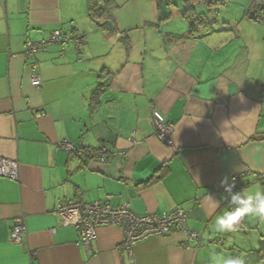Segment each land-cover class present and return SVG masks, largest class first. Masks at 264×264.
<instances>
[{
	"label": "crops",
	"instance_id": "obj_1",
	"mask_svg": "<svg viewBox=\"0 0 264 264\" xmlns=\"http://www.w3.org/2000/svg\"><path fill=\"white\" fill-rule=\"evenodd\" d=\"M150 1L122 12L110 0L107 14L91 18L86 0H0V157L19 168L17 180L0 176V264H212L248 250L258 216L225 232L215 220L237 207L233 195L263 190L264 24L246 18V33L230 27L238 41L218 40L230 22L200 0H191V19L180 0ZM109 16L117 30L97 25ZM53 30L62 40L36 53V87L25 42ZM153 110L172 124L171 145L156 137ZM63 140L113 156L84 161ZM233 175L241 187L228 194ZM78 200L128 203L138 215L180 206L199 238L174 226L127 251L122 230L102 225L85 247L57 213ZM20 216L26 234L16 244L8 235ZM263 239L264 230L252 249Z\"/></svg>",
	"mask_w": 264,
	"mask_h": 264
},
{
	"label": "built area",
	"instance_id": "obj_2",
	"mask_svg": "<svg viewBox=\"0 0 264 264\" xmlns=\"http://www.w3.org/2000/svg\"><path fill=\"white\" fill-rule=\"evenodd\" d=\"M62 40V34L59 30H53L46 40L42 41H26L23 56L29 62L30 82L38 87L41 79L34 57L39 48L45 44H52ZM81 38H76L75 43L79 45ZM152 121L155 128L156 137L168 144H172V124L167 122L164 116L156 111H152ZM135 142V140H133ZM60 146L70 152L79 155H91L99 161H106L113 156V153H106L105 147L97 150L93 155L91 150L85 147L71 144L63 140ZM122 155H124L122 153ZM19 175L18 163L15 160L0 157V176L17 180ZM241 187L239 177L233 175L229 183L225 186V192L231 194ZM57 213L64 224L73 225L79 237V242L85 247L95 238V228L102 225L117 226L122 230L123 242L125 250L130 251L133 244L144 240L151 236H162L168 233L174 226H179L186 238L196 240L199 233L188 227L184 210L180 206H176L172 210L163 211L161 214H144L138 215L132 212L128 203H124L118 207L111 206L108 202L94 201L84 203L81 200L61 202L58 205ZM26 234V224L23 216L14 219V223L10 228L8 238L11 242L20 244Z\"/></svg>",
	"mask_w": 264,
	"mask_h": 264
},
{
	"label": "rangeland",
	"instance_id": "obj_3",
	"mask_svg": "<svg viewBox=\"0 0 264 264\" xmlns=\"http://www.w3.org/2000/svg\"><path fill=\"white\" fill-rule=\"evenodd\" d=\"M173 1H174V4H175L179 0H173ZM248 1L249 0H227V2L225 3L224 6L219 7L218 11H216V9H214V13H216L217 19H222V18L224 19L225 18V19L229 20L230 24H226L225 23L226 25L223 26L224 28H229V30H227V31H218V33L213 35V38H217L218 40H221L222 38L228 37L230 35V36H232V39H234L235 42L239 40L240 37L239 38L238 37H233L237 32L232 31L231 28H232L233 25H234L235 28L236 27H240V26L244 27V25H246V17L244 16V14H245L244 13V9L249 4ZM115 2L118 5L117 11H121L122 10V12L127 10V9L133 10V9H139V8H150V7L153 6L152 2L150 0H115ZM198 7L199 6H197V8ZM202 8L203 7H200L198 9H202ZM205 12H207V11H205ZM243 30H245V33H246V27H244ZM259 41L262 42L261 37L259 38ZM237 44H239V43L237 42ZM246 218H248L249 221H254V220H252L254 217H252L251 215H246ZM256 219L257 220H255V221L257 223V226H255L254 228L246 229V246H249L248 247L249 251L247 249H246L245 252L242 249L241 250H236L235 249V252L238 254V257L242 260V264H244V263L247 264L250 261H252V260H250L251 259L250 257L253 255V252L250 251L252 249V246H251L250 242L252 241L253 237L258 232L264 230V218L258 216V218H256ZM254 225H256V224H254ZM241 246L245 247V243H241ZM243 247H241V248H243ZM258 247L259 246L256 244V248H258ZM256 248H253V249H256ZM219 257L223 258V259H226V258H229V257L232 258V256H228V254L226 256H224V257L221 256V255ZM212 264H223V263L221 261H219V260L216 262L215 257H213V263Z\"/></svg>",
	"mask_w": 264,
	"mask_h": 264
},
{
	"label": "trees",
	"instance_id": "obj_4",
	"mask_svg": "<svg viewBox=\"0 0 264 264\" xmlns=\"http://www.w3.org/2000/svg\"><path fill=\"white\" fill-rule=\"evenodd\" d=\"M181 3L184 5L185 12L184 16L186 18H193L194 17V6L191 2V0H180ZM203 6H205L208 9H218L219 7H222L225 5L227 0H200ZM110 0H86V9L88 12V15L91 18H99L101 16H104L107 14V9L109 7ZM162 3H165V5H173V0H156V6L159 7L162 5ZM244 16L252 21L264 24V0H250L249 4L244 9ZM111 20H104L102 22H96L99 27L102 29H115L117 30V26L115 25L112 16H109ZM196 20H199L198 17H196ZM125 38V37H124ZM93 155L97 153V150H91ZM79 158L82 160H87L88 158H94V156L91 155H79ZM264 190V185H263ZM259 247L256 249H251L250 251L253 252V255L249 258L250 261L247 264H264V239L259 242ZM249 251V250H248ZM236 258V257H235ZM248 259V260H249ZM246 264V263H244Z\"/></svg>",
	"mask_w": 264,
	"mask_h": 264
},
{
	"label": "clouds",
	"instance_id": "obj_5",
	"mask_svg": "<svg viewBox=\"0 0 264 264\" xmlns=\"http://www.w3.org/2000/svg\"><path fill=\"white\" fill-rule=\"evenodd\" d=\"M237 207L226 214L216 217L215 228L225 232L233 229L234 222L246 215L264 217V190L257 191L254 196L242 198L239 194L233 195ZM223 264H242L240 258H226Z\"/></svg>",
	"mask_w": 264,
	"mask_h": 264
}]
</instances>
